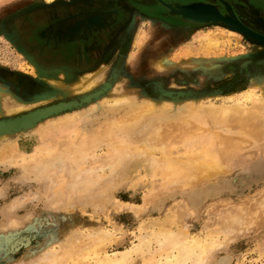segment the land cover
I'll return each mask as SVG.
<instances>
[{
  "label": "rangeland",
  "instance_id": "1",
  "mask_svg": "<svg viewBox=\"0 0 264 264\" xmlns=\"http://www.w3.org/2000/svg\"><path fill=\"white\" fill-rule=\"evenodd\" d=\"M122 1L144 5L143 0ZM203 2L264 34L260 0ZM162 5L169 16L160 9L158 16L143 10H111L97 47L84 50L88 38L96 37L81 38L75 43L81 50L71 58L56 53L60 45L56 22L68 14L58 12L89 8L86 0L0 2V84L20 99L31 102L52 86L43 77L29 74L28 65H36L37 74L41 65L47 75L59 70L61 77L67 71H101L102 76L88 92L57 87L48 94L47 102L88 96L85 103L69 109L71 114L63 121L43 120L27 131L0 138V149L8 143L13 149L0 159V264H95L104 252L140 245L162 229L171 240L153 238L149 250L144 247L131 255L129 264L174 259L183 234L187 241L199 236L207 245L197 264H264V115L259 113L255 120L260 128L245 132L227 118L203 114L197 118L184 110L189 98L218 108L240 100L250 107L263 98L264 41L218 20L186 18L181 11L192 0ZM27 19L42 25L27 33L23 26ZM138 29H144V41L168 36L162 45L163 69L148 71L156 54L148 58L144 41L139 46L133 43ZM131 52L142 55L136 76L128 67ZM214 69L225 71L213 75ZM105 80L110 84L105 85ZM162 88L192 95L169 97L161 93ZM148 98L171 103L125 130L101 132L103 137L92 145L94 151L88 147L84 152L81 144L66 146L72 136L106 127L105 123L128 122L135 107ZM107 137L113 141L107 142ZM165 242L169 248L159 250ZM194 258L187 264H193Z\"/></svg>",
  "mask_w": 264,
  "mask_h": 264
},
{
  "label": "bare ground",
  "instance_id": "2",
  "mask_svg": "<svg viewBox=\"0 0 264 264\" xmlns=\"http://www.w3.org/2000/svg\"><path fill=\"white\" fill-rule=\"evenodd\" d=\"M1 1H6V0H0ZM87 1V0H86ZM2 4V3H1ZM191 11H190V15L191 16H197L200 18H205L207 16H215L219 14V11L217 10L218 8L210 3L207 2H193L191 5ZM217 8V9H216ZM221 11V10H220ZM223 13V12H221ZM225 14V13H223ZM227 15V14H225ZM229 16H231L229 14ZM232 17V16H231ZM96 19V18H95ZM133 20V19H132ZM76 21V20H75ZM155 19H153L152 23L154 24ZM242 23H244L245 25H247L245 22H243L242 20H240ZM132 22V21H131ZM165 23V21L161 20L160 22ZM11 25V24H10ZM77 25V24H76ZM152 26V25H151ZM168 26V25H167ZM248 27H250L249 25H247ZM154 27V26H153ZM156 27V26H155ZM157 28V27H156ZM252 28V27H250ZM77 29V28H76ZM152 30V27L150 28ZM155 29V28H154ZM144 30V29H143ZM141 29H138L136 31V35L134 38V44L139 46L140 44H142V42L144 41V32ZM150 30V31H151ZM231 30V29H230ZM255 30V29H254ZM20 32V31H19ZM157 32V31H156ZM258 32V31H257ZM173 33V32H172ZM154 34V33H153ZM149 35H151L149 33ZM156 35V34H155ZM174 34H172L173 36ZM179 35V34H178ZM22 37V36H21ZM151 37V36H150ZM153 37V36H152ZM151 37V38H152ZM174 37V36H173ZM175 37H177L175 35ZM168 40V36H166L165 38H163L160 41H150L149 39L145 40L143 42V46L146 47L145 51L147 50L148 53V58H150L152 55L156 54V60L153 63H149V67L150 70H148L149 72H151L155 67L156 68H161L163 69L166 65H165V57H163L162 54V45L165 41ZM171 41V40H170ZM132 51V50H131ZM36 57H34L35 59ZM45 58V57H44ZM141 58L142 55L139 56H134V54H132V52L129 54V59H128V63H129V71L131 74L133 75H139L140 74V67H141ZM153 60V59H152ZM53 61V60H52ZM126 62V61H125ZM240 65V64H239ZM29 66V70H26L29 74L31 75H39L41 76V78L45 81H48L52 86L47 90L44 91V94L40 95L39 97H37L36 99H34L31 102L28 101H24L22 99H20L18 96H16L12 91H10L7 87L3 86L0 84V138L6 137L7 135L10 134H14V133H22L24 131H27L33 127H35L36 125H38L39 123H41L43 120H51L53 119L54 122L55 121H63L64 118L68 117L69 113L68 110L69 109H76L75 107L78 105L82 104V101L84 102V100H88V96H83L80 100L77 98H71V99H60L57 101H53V102H47L49 101V99H47L46 97H48L49 93H51L52 91H55V89L58 87L61 89V87L68 89L69 92H74V93H79V92H88V89L95 87L97 84L99 85V81L102 80V76H101V71L100 72H91L88 74H76L74 72H65L64 76L61 77L59 75V70H54L53 72H51V74L47 75L45 73V69L38 68L39 72L37 74L36 72V65ZM38 66V64H37ZM103 66V65H102ZM102 66L100 68H102ZM125 66V64H124ZM168 66V65H167ZM170 66V65H169ZM121 68V67H120ZM120 68H118L120 70ZM92 70V69H91ZM101 70V69H100ZM95 71V70H94ZM225 71V70H224ZM222 69H214L212 74H221L224 72ZM85 73V72H84ZM227 73V72H226ZM62 74V73H61ZM107 74V72H106ZM224 74V73H223ZM43 75V76H42ZM117 75V74H116ZM222 75V74H221ZM36 76V77H37ZM38 76V77H39ZM110 76V75H109ZM111 77V76H110ZM39 77V79H41ZM119 78V77H118ZM104 79V78H103ZM119 80V79H118ZM7 81V80H6ZM12 81V79H11ZM10 81V82H11ZM14 81V80H13ZM18 81V80H17ZM106 81V80H105ZM103 82V81H102ZM113 82V81H112ZM105 85H109L110 82H105ZM8 84V83H7ZM21 84V83H20ZM18 84V85H20ZM115 84V83H114ZM29 85H33V84H29ZM49 85V84H48ZM10 86V85H9ZM156 87V86H155ZM16 88V87H14ZM25 88V87H24ZM117 88V87H116ZM96 89V88H95ZM16 90V89H15ZM18 90V89H17ZM28 90V89H27ZM93 90V89H92ZM110 90V89H109ZM108 90V91H109ZM162 90H164L162 88ZM25 91V90H24ZM62 91V89H61ZM57 92V91H56ZM65 92V90H64ZM68 92V91H67ZM66 93V92H65ZM64 93V94H65ZM106 93V92H105ZM162 93V92H161ZM67 94V93H66ZM25 95V94H24ZM22 95V96H24ZM56 95V94H55ZM81 95V94H80ZM89 95V94H88ZM96 95V94H95ZM103 96V95H102ZM107 96V95H106ZM100 97V96H99ZM98 97V98H99ZM105 97V95L103 96ZM102 97V98H103ZM251 97V96H250ZM118 98V97H117ZM93 99V98H92ZM121 100V98H118ZM103 100V99H102ZM51 101V100H50ZM96 101V100H95ZM118 100H116L115 103H117ZM203 99H199V98H189L188 101L186 102L187 104L185 105V112L187 115H194L197 116V118H199L200 116L203 115H212L214 117H218V118H227V120L230 121V125H233V127L237 126L239 129L243 130V131H249L251 129H258L260 127H258L257 123L255 122V120H257V116H259L258 114H263L264 115V97L261 99H256L254 104L251 105L250 107H246L242 102L237 101L234 102L232 104H230L229 106H224L221 108L215 107V106H208V105H204L202 103ZM99 102V101H98ZM101 102V101H100ZM103 102V101H102ZM85 103V102H84ZM87 103H89L87 101ZM170 104V100H163V101H157L156 99L153 98H148L147 101L145 102V104L141 105V106H137L135 107L136 111L131 113V116H129V121L125 122V121H121L120 123H113V124H107L105 123L106 127L104 126H99L97 129L93 130L92 132L89 133H82L81 135L78 134L77 136H72L67 142H68V148H70V146H75L77 144H81L82 148H84V152L86 151H91V149L93 150V143L94 141L98 138V137H103V133L101 132H107L109 135L111 133H113L115 130L117 129H124L126 126H128L130 123H137L140 121V118L142 116H144L145 114L154 111L157 108L160 107H164L165 104ZM92 104V103H91ZM95 104V103H94ZM90 105V104H89ZM88 105V106H89ZM227 105V104H226ZM91 106V105H90ZM92 107V106H91ZM83 108V107H82ZM81 109V108H80ZM80 109L74 110L79 111ZM61 111H64V113H60ZM87 111V110H86ZM78 112V113H79ZM73 113V112H72ZM71 114V113H70ZM263 115H262V119H263ZM260 117V116H259ZM56 119V120H55ZM120 120V119H119ZM261 120V118H260ZM259 121V120H258ZM264 121V120H263ZM49 122V121H48ZM112 123V122H111ZM256 123V124H255ZM264 123V122H263ZM259 125L260 121H259ZM199 126V125H198ZM250 129V130H249ZM264 129V124H263V128L261 129V131ZM125 130V129H124ZM258 131V130H256ZM74 134V135H76ZM124 135H122L123 137ZM256 136V135H255ZM121 137V136H120ZM121 137V138H122ZM221 137V136H220ZM226 137V136H225ZM228 137H231L228 135ZM119 138V137H118ZM117 138V139H118ZM222 138V137H221ZM107 142L109 140L112 139V137H107ZM226 139H229L226 137ZM125 140V139H124ZM113 141V139H112ZM121 141V140H120ZM126 141V140H125ZM229 141V140H228ZM102 142V141H100ZM99 141H97V143L100 144ZM231 142V141H230ZM53 143V142H52ZM110 143V142H109ZM59 144V143H58ZM58 144L56 145V147H58ZM95 144V143H94ZM127 144V143H126ZM54 145V144H53ZM230 145V144H229ZM50 147V145H48ZM92 148H91V147ZM97 146V145H95ZM112 146V144H111ZM3 148L0 149V159L1 158H5L8 157L9 154L13 152L12 146L11 144L8 143L7 146H2ZM72 147V148H73ZM90 148L89 150H87V148ZM6 148V149H5ZM68 149V150H72ZM98 148V147H97ZM113 148V147H112ZM115 148V147H114ZM40 149V148H39ZM53 149V148H52ZM74 150V148H73ZM137 150V148H136ZM43 151V150H42ZM83 151V150H82ZM94 151V150H93ZM116 151V150H115ZM44 152V151H43ZM78 152V151H77ZM189 154V153H188ZM193 154V153H191ZM190 154V155H191ZM77 155V154H76ZM88 155V153H87ZM181 156V155H180ZM189 156V155H188ZM56 157V156H55ZM60 157V156H59ZM37 158H40L37 157ZM36 158V159H37ZM75 158H79V157H75ZM204 158V157H203ZM74 159V158H73ZM35 161V159L33 160V162ZM38 161V159H37ZM41 161V160H40ZM199 160H197L198 162ZM108 162V161H107ZM200 162V161H199ZM198 162V163H199ZM39 164V163H38ZM46 164V163H45ZM187 165V164H186ZM192 165V164H191ZM197 165V164H196ZM217 165V164H216ZM94 166V165H93ZM185 167V166H184ZM62 168V167H61ZM171 168V167H170ZM168 168V170L170 169ZM72 169V168H71ZM89 169V168H88ZM186 169V168H185ZM85 170V168H84ZM167 170V169H166ZM167 170L168 176L171 173L170 171ZM71 171V170H70ZM173 171V170H172ZM73 174V173H72ZM164 174V173H163ZM175 174H172V176ZM77 178V175H76ZM65 180V179H64ZM79 183V182H78ZM92 227V226H91ZM161 230V229H160ZM160 230L156 231L159 232ZM96 231V230H95ZM163 231V232H162ZM161 233H153V234H149V236L147 237V239L142 240V244L140 245H136V246H132L131 248H126L124 250L121 251H115L113 253H108V252H104V255H101L98 259V261L95 264H129L130 261V257L131 255L136 254L139 250H143L144 247H149L151 241L154 239H156L157 242L161 241V237H163L164 240H167L169 237L168 235L164 232V230L162 229ZM149 233V232H148ZM187 234V233H186ZM185 234V235H186ZM144 235H146V233H144ZM184 235V234H183ZM181 236L179 238V240H177L176 243V249H178V252L175 254V256L173 257L174 259H169L168 257L165 261H162L161 264H187L188 259H191L193 257V255H195V258L193 260V264H197L198 261L203 259V255L204 252L206 250L207 245L205 243H202L200 241V237L198 236L192 237L193 240L187 241L185 238V236ZM108 235H106L107 237ZM147 236V235H146ZM143 237V235L141 236V238ZM179 237V236H178ZM184 237V238H183ZM105 238V237H104ZM108 238V237H107ZM98 239V238H97ZM170 239V238H169ZM178 239V238H177ZM141 240V239H140ZM171 240V239H170ZM154 241V240H153ZM101 242V241H100ZM168 242V241H167ZM170 242V241H169ZM205 242V241H204ZM211 242V241H210ZM214 243V242H212ZM169 244V243H168ZM167 244V245H168ZM145 245V246H144ZM166 242L165 244H161L160 245V249H166ZM212 245V244H211ZM91 247V246H90ZM92 248V247H91ZM85 249V248H84ZM87 250V249H86ZM85 250V251H86ZM149 250V248H148ZM158 250V251H159ZM141 252V251H140ZM160 252V251H159ZM154 255V254H153ZM177 255V256H176ZM151 257V256H150ZM83 258V257H82ZM171 258V257H170ZM61 260V259H60ZM164 260V259H163ZM62 261V260H61ZM160 261V260H159ZM86 262V261H85ZM85 262H77L75 264H94V263H85ZM67 263V262H65ZM56 264V262H55Z\"/></svg>",
  "mask_w": 264,
  "mask_h": 264
},
{
  "label": "flooded vegetation",
  "instance_id": "3",
  "mask_svg": "<svg viewBox=\"0 0 264 264\" xmlns=\"http://www.w3.org/2000/svg\"><path fill=\"white\" fill-rule=\"evenodd\" d=\"M129 1L131 3H135L133 0ZM166 1H169V3H180L181 5L191 2V0H143L144 5H140L141 3L136 4V6L140 7V9L137 8V10H134L133 4H130L128 2L126 3L125 1L123 2L122 0H87L86 2L89 3V8H71L68 11L62 10V12L58 13L65 14L66 12H68V14L66 13V17L64 16L62 19L59 18L60 20L56 22L57 26L55 31V38L60 42L56 53L57 55H59V57L60 55H64L74 58L78 54V51L80 49V46H78V44L75 45L77 40L80 41L81 38H88L90 36H95L96 42L94 39L88 38V40L90 41L84 46V50L91 51L92 49L96 48L97 42L101 40V37L99 38V36L103 35V33L105 32V28L107 29L109 16L113 15V12L111 13V10H115V8L116 12L132 10L138 13V11L143 10L145 11V13L157 16L159 15L158 10L160 9V11H163L165 15L169 16V11L162 5L165 4L164 2ZM203 1L204 0H192V3ZM114 2H117V4L118 2H120L119 4L121 5L116 7V5H114ZM139 2L142 1L140 0ZM260 2L264 3L262 0H260ZM112 5H114V9L111 7ZM40 25H42L41 21H38L36 19H27L24 22L23 26L24 30L27 31V33L28 31L35 33ZM66 43H70L72 46H67L65 45Z\"/></svg>",
  "mask_w": 264,
  "mask_h": 264
},
{
  "label": "water",
  "instance_id": "4",
  "mask_svg": "<svg viewBox=\"0 0 264 264\" xmlns=\"http://www.w3.org/2000/svg\"><path fill=\"white\" fill-rule=\"evenodd\" d=\"M166 5H170V3L164 2ZM211 4V3H210ZM217 7V6H216ZM218 8V7H217ZM216 8V9H217ZM191 6L185 10H182L181 12L183 13V15L186 18H190V19H194L197 21H211V20H218L221 21L227 25H229L230 27L241 31L242 33H245L251 37H254L255 39H258L260 41H264V34L259 33L255 30H253L252 28L248 27L247 25H245L244 23H242L240 21L239 18H237L236 16L230 14L231 16H229V14L225 15L223 13H221L220 9L218 8L217 10L219 11L218 15H213V16H207L205 18H200L197 16H191L189 13L191 11ZM163 95L169 96V97H186V96H191L192 92L191 91H184V90H172V89H164L161 90ZM78 105V104H77Z\"/></svg>",
  "mask_w": 264,
  "mask_h": 264
},
{
  "label": "crops",
  "instance_id": "5",
  "mask_svg": "<svg viewBox=\"0 0 264 264\" xmlns=\"http://www.w3.org/2000/svg\"><path fill=\"white\" fill-rule=\"evenodd\" d=\"M262 1L264 2V0H262ZM166 2L169 3V1H166ZM91 3H92V2H91ZM88 4H89V3H88ZM133 7H134V10H137V7H138V6L136 7V6L134 5ZM135 12H136V11H135Z\"/></svg>",
  "mask_w": 264,
  "mask_h": 264
}]
</instances>
